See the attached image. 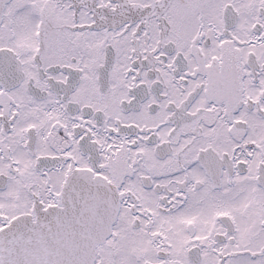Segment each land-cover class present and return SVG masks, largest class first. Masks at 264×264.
<instances>
[{
	"label": "flooded vegetation",
	"instance_id": "flooded-vegetation-1",
	"mask_svg": "<svg viewBox=\"0 0 264 264\" xmlns=\"http://www.w3.org/2000/svg\"><path fill=\"white\" fill-rule=\"evenodd\" d=\"M77 172L92 264H264V0H0V264Z\"/></svg>",
	"mask_w": 264,
	"mask_h": 264
},
{
	"label": "water",
	"instance_id": "water-1",
	"mask_svg": "<svg viewBox=\"0 0 264 264\" xmlns=\"http://www.w3.org/2000/svg\"><path fill=\"white\" fill-rule=\"evenodd\" d=\"M61 206L51 213L42 215V222L57 223L59 227L42 230V239L56 240L57 243L40 245H21L18 240L23 238L36 239V229H17L14 221L6 231L11 243L10 264H92L95 247L108 235L117 213L115 189L105 179L91 173L77 172L68 182ZM68 194V195H67ZM28 222V221H25ZM33 223V222H29ZM41 247V256L38 249ZM25 250V258L19 260L20 252ZM32 251V253H30Z\"/></svg>",
	"mask_w": 264,
	"mask_h": 264
}]
</instances>
